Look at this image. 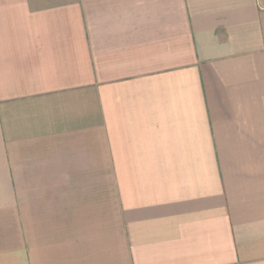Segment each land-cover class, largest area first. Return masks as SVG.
<instances>
[{"label":"crops","instance_id":"obj_1","mask_svg":"<svg viewBox=\"0 0 264 264\" xmlns=\"http://www.w3.org/2000/svg\"><path fill=\"white\" fill-rule=\"evenodd\" d=\"M0 264H264V0H0Z\"/></svg>","mask_w":264,"mask_h":264}]
</instances>
